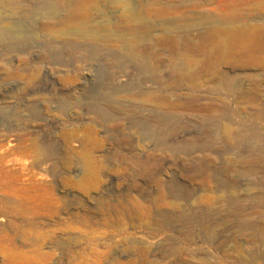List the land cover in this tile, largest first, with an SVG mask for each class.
Returning <instances> with one entry per match:
<instances>
[{
  "label": "rangeland",
  "instance_id": "374dc122",
  "mask_svg": "<svg viewBox=\"0 0 264 264\" xmlns=\"http://www.w3.org/2000/svg\"><path fill=\"white\" fill-rule=\"evenodd\" d=\"M0 264H264V0H0Z\"/></svg>",
  "mask_w": 264,
  "mask_h": 264
},
{
  "label": "bare ground",
  "instance_id": "6f19581e",
  "mask_svg": "<svg viewBox=\"0 0 264 264\" xmlns=\"http://www.w3.org/2000/svg\"><path fill=\"white\" fill-rule=\"evenodd\" d=\"M29 2L30 1H28V3ZM82 15L88 22V16L85 13ZM133 22L138 23L139 20L133 19ZM217 24H224L225 26H218V29L208 31L204 36H201L199 41H194L192 45H189L186 48L185 57L188 69L196 66L200 67L202 64L203 67L201 66L200 69H210L213 66L212 54L218 52L220 49L229 50L234 53V56L237 57L235 66L238 67L239 70L259 66L261 64V61L257 56L261 51V45L253 42L254 38L258 37L263 32L261 27L251 26L246 20H237L233 18L224 19ZM203 54L206 56H200ZM199 61L202 63L201 65L199 64ZM187 72L182 73V75L191 80L193 76L191 73ZM258 90L257 87L247 89L238 96V99L245 101L254 100L252 95H259ZM136 94L144 99L160 101L159 97L152 96L150 91L141 87L138 88Z\"/></svg>",
  "mask_w": 264,
  "mask_h": 264
}]
</instances>
